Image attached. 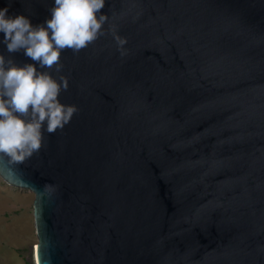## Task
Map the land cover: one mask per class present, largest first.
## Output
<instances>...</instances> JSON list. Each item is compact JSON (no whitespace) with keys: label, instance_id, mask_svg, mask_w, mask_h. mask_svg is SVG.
Here are the masks:
<instances>
[{"label":"water","instance_id":"water-1","mask_svg":"<svg viewBox=\"0 0 264 264\" xmlns=\"http://www.w3.org/2000/svg\"><path fill=\"white\" fill-rule=\"evenodd\" d=\"M53 6L0 0L32 26ZM99 14L106 34L48 70L78 113L26 162H0L34 194L35 264H264V0H105ZM0 55L47 70L2 32Z\"/></svg>","mask_w":264,"mask_h":264},{"label":"clouds","instance_id":"clouds-1","mask_svg":"<svg viewBox=\"0 0 264 264\" xmlns=\"http://www.w3.org/2000/svg\"><path fill=\"white\" fill-rule=\"evenodd\" d=\"M105 0H54L51 18L44 25L32 26L23 15L6 17L0 9V32L9 53L23 50L24 55L39 64L17 66L0 55V162L16 165L26 162L45 146L44 131L55 134L68 125L78 113L76 105L58 99L68 89V79L59 81L48 70L60 73L61 52L78 54L106 34L108 16L101 13ZM121 56L126 55L127 40L108 28ZM53 189L46 183L44 190Z\"/></svg>","mask_w":264,"mask_h":264},{"label":"rangeland","instance_id":"rangeland-1","mask_svg":"<svg viewBox=\"0 0 264 264\" xmlns=\"http://www.w3.org/2000/svg\"><path fill=\"white\" fill-rule=\"evenodd\" d=\"M34 194L0 177V264H35Z\"/></svg>","mask_w":264,"mask_h":264},{"label":"bare ground","instance_id":"bare-ground-1","mask_svg":"<svg viewBox=\"0 0 264 264\" xmlns=\"http://www.w3.org/2000/svg\"><path fill=\"white\" fill-rule=\"evenodd\" d=\"M35 248H36V245L34 246V251H35ZM34 261H35V258H34Z\"/></svg>","mask_w":264,"mask_h":264}]
</instances>
